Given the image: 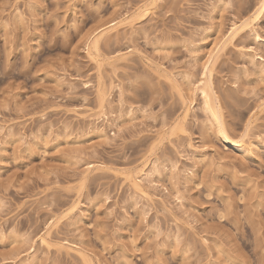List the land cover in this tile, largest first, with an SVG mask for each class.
<instances>
[{
	"label": "rangeland",
	"instance_id": "1",
	"mask_svg": "<svg viewBox=\"0 0 264 264\" xmlns=\"http://www.w3.org/2000/svg\"><path fill=\"white\" fill-rule=\"evenodd\" d=\"M261 3L0 0V264H264Z\"/></svg>",
	"mask_w": 264,
	"mask_h": 264
},
{
	"label": "bare ground",
	"instance_id": "2",
	"mask_svg": "<svg viewBox=\"0 0 264 264\" xmlns=\"http://www.w3.org/2000/svg\"><path fill=\"white\" fill-rule=\"evenodd\" d=\"M261 2H262L261 6H259L260 8L256 12L257 15L255 14L256 16L260 15L262 13V11H264V0H261ZM94 45L96 48H98V42L97 41H95ZM207 69H209V68L207 67ZM208 85H209V86H207L208 88H205V90H202V91H203V94L205 97V101L208 104V110L210 111L213 119L216 121L219 130L221 129V132L223 133L221 138L227 144H233L236 147H241L242 145L238 141H236V139L230 138V136L227 134L226 130H224V127H222V126H224L223 121H222V112L220 110L219 105H217L216 100L213 98L212 87L210 86V84H208ZM102 95H104V94H102ZM42 239H43L42 241L45 242V239L44 238H42Z\"/></svg>",
	"mask_w": 264,
	"mask_h": 264
}]
</instances>
